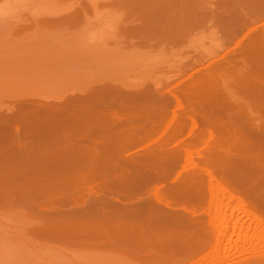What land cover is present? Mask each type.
Listing matches in <instances>:
<instances>
[{"label": "bare ground", "instance_id": "obj_1", "mask_svg": "<svg viewBox=\"0 0 264 264\" xmlns=\"http://www.w3.org/2000/svg\"><path fill=\"white\" fill-rule=\"evenodd\" d=\"M130 1L136 16L132 11L130 15L136 20L126 28L146 39L168 38L213 19L226 40L238 41L234 49L243 58L240 69H235L240 64L235 56H223V65L218 59L197 75L184 67L177 77L188 79L172 82L169 94L159 85H102L62 98L22 96L14 109L0 112L1 192L38 206L43 221L57 232L117 242L155 264H264V128L259 136L243 108L252 104L264 109V0H153L151 9ZM258 22L263 28L253 27ZM218 61L220 67L212 68ZM190 63L188 68H193ZM194 64H202L201 59ZM221 70L237 72L231 81L240 93L233 92L231 103L226 91L217 88ZM166 104L206 106L207 126L225 118L221 126L230 135L213 134L206 147L210 151L202 158L204 168L215 166V175L207 168L201 172L202 166L189 172L187 163H180L187 160L188 145H172L174 139L199 127L189 122L175 125L172 117L162 115ZM75 105L106 108L65 107ZM160 132L163 141L155 140ZM208 197L216 201L209 217L202 215V207L212 206Z\"/></svg>", "mask_w": 264, "mask_h": 264}, {"label": "rangeland", "instance_id": "obj_2", "mask_svg": "<svg viewBox=\"0 0 264 264\" xmlns=\"http://www.w3.org/2000/svg\"><path fill=\"white\" fill-rule=\"evenodd\" d=\"M144 1L138 0L139 4L141 2L140 5L146 9L154 8L153 0H146L145 6L142 4ZM127 3L129 4L127 5ZM132 7L130 0H0V112L14 109L16 102L22 96L31 94L53 98L61 96L60 98H62L67 95H80L92 86L98 88L102 85H112L118 86V88L132 89L141 85H150L148 87L159 85L162 92L165 91L166 94L167 89H170L168 91L174 90L172 86L175 83L176 85L184 83L188 79L186 75L177 77L184 67L188 69L186 71L189 74L194 71L193 74L197 75L200 73L199 69L218 59L222 61L223 56L227 58L235 56L233 59L240 60H236L240 64L235 69H240L243 58L238 53L239 49H234L237 47L236 42L238 41L229 42L228 38L226 40V33L219 29V25L214 23L213 19L211 21L208 18L209 21L206 19L203 23L192 26L185 32L168 36V38L163 36L157 38L158 36L150 35L154 38L147 36L150 38L146 39L137 32L132 31L133 33H131L126 28L136 20L130 15L134 11ZM132 14L136 16L134 12ZM132 18L134 20H131ZM137 19L139 18L137 17ZM136 22L138 23V20ZM260 23L252 25L261 29L263 27ZM218 44L222 46H218ZM214 54L216 55L213 56ZM200 59L202 64H194L195 60L200 61ZM189 62L193 63V68L192 66L188 68ZM220 62H215L212 68L220 67V64L223 65L224 61ZM228 68L232 67H226L224 70L228 71ZM216 69L218 70V68ZM218 73L217 88H220L222 93L226 91L224 94L229 102L234 93L235 95L240 93L235 88L234 81H231V77H236L237 72L219 71ZM221 77L224 79L222 80ZM167 79H169L170 87H168ZM164 83H167L165 87L168 88L163 86ZM167 94L169 93L167 92ZM103 101L100 103L104 104L105 100ZM166 105L162 107L164 108L162 115L165 117L167 114L168 119L172 117L171 121H174L175 125L189 122L193 125L196 123L201 128V130L197 128L198 132L196 133L194 130L192 133L183 135V138L180 137L181 140L174 139L176 142L172 143V145L183 147L188 145L185 147L188 151H185L189 154L184 151L187 162L180 161V163H187L185 167L188 166L189 172L195 171V169L197 171L200 169L198 167L203 165L202 158L210 151L207 146L212 144L213 134L215 137H220L227 133L223 130L225 118L220 117L212 122V125L207 126L208 121L203 116L204 108L208 109L206 106ZM65 107L106 108L104 105ZM243 108L247 109L249 114H247L248 124L258 128L260 136L264 128V109L258 110L252 104L243 105ZM249 108L253 111L250 112ZM116 109L119 107L116 106ZM97 115L99 114L97 113ZM132 117L134 118L133 114L129 116L131 121L134 120ZM95 120L99 121L101 117ZM98 121L95 123H100ZM221 123L224 125L221 126ZM92 125H94L93 122L90 126ZM227 127L229 129V126ZM163 134L160 132L155 140L156 138L160 141L166 139ZM240 137L238 139L244 138ZM251 138L254 137L251 136ZM244 140L246 141L245 138ZM192 163L196 165L193 166ZM206 168L212 174L216 172L215 166ZM206 168L203 167L200 171L204 172ZM187 170L186 172H188ZM212 182L214 183V185L212 184L213 188L217 187L214 180ZM207 186L208 189L211 187L209 184ZM157 187L164 188L165 186L159 184ZM6 195L0 190V264H155V260L143 255L140 257L138 251L129 247L126 249V246H121L117 242H104L99 238V240H92V238L81 235L57 232V230L48 227L46 221H43L44 216L39 208H36L38 206L34 207L27 201L25 204L29 205H24V201H19L18 198L12 199L13 197L10 199ZM8 198L10 201L7 200ZM206 199H208L207 202L211 201L209 197ZM223 201L227 203L229 199L225 198ZM214 202L212 199V206L210 205L212 211L207 210L209 208L206 206L207 204L206 207L204 206L205 209L207 208L206 212L202 207L204 211L203 213L201 210L202 215L206 213L209 217L208 214L211 212L210 216H213L216 201L214 200ZM233 204H235L234 201L231 205L233 206ZM43 222L46 225H42ZM86 238L87 240H85ZM254 247L255 245H253ZM156 264L162 263L157 261Z\"/></svg>", "mask_w": 264, "mask_h": 264}, {"label": "crops", "instance_id": "obj_3", "mask_svg": "<svg viewBox=\"0 0 264 264\" xmlns=\"http://www.w3.org/2000/svg\"><path fill=\"white\" fill-rule=\"evenodd\" d=\"M183 154V153H182Z\"/></svg>", "mask_w": 264, "mask_h": 264}]
</instances>
